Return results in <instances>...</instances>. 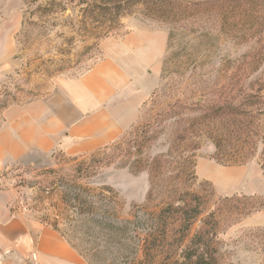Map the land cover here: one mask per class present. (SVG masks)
Here are the masks:
<instances>
[{
  "label": "rangeland",
  "instance_id": "1",
  "mask_svg": "<svg viewBox=\"0 0 264 264\" xmlns=\"http://www.w3.org/2000/svg\"><path fill=\"white\" fill-rule=\"evenodd\" d=\"M202 1L205 4L197 13L168 21L145 18L134 7L122 18L119 32L97 38L85 25L91 15L87 5L93 0H0V42L12 49V64L0 87L1 107L52 94L61 79L90 69L103 56L100 45L107 39H121L126 31L145 28L167 36L158 86L140 119L115 141L117 146L76 156L56 153L50 165L4 171L2 184L14 188L16 211L38 219L53 217L52 205L64 192L88 184L112 186L126 214L132 204L146 201L150 189L149 173L133 172L130 165L165 151L171 133L168 125L139 149L140 129L134 126L146 128L164 117L168 108H178L187 116L199 114L200 108H219L218 122L230 123L227 113L237 108L238 117H247L254 129L256 144L247 163L218 162L214 144L202 140L194 151L198 178L192 189L214 190V200L233 198L218 211L223 226L221 264H264V208L250 216L237 215L264 203V0ZM186 20L190 25H182Z\"/></svg>",
  "mask_w": 264,
  "mask_h": 264
},
{
  "label": "trees",
  "instance_id": "2",
  "mask_svg": "<svg viewBox=\"0 0 264 264\" xmlns=\"http://www.w3.org/2000/svg\"><path fill=\"white\" fill-rule=\"evenodd\" d=\"M204 4L202 0H93L87 5L91 15L85 25L95 37L107 38L120 31L122 18L134 7L145 18L168 21L197 13ZM188 21L182 25H190ZM231 109L227 113L230 123L218 122L219 108H200L199 114L188 116L178 108H168L164 117L146 128L134 126L140 129L139 149L164 133L168 125L171 133L165 151L140 157L130 165L133 172L149 173L150 189L146 201L132 204L126 214H122L124 202L112 186L76 184L52 205L53 217H43L41 222L60 232L88 264H221L223 226L218 211L233 198L214 200V190L192 189L198 178L194 151L202 140H209L218 162L247 163L256 144L254 129L247 117H238L239 109ZM263 208L264 203L259 202L237 215L250 216Z\"/></svg>",
  "mask_w": 264,
  "mask_h": 264
},
{
  "label": "crops",
  "instance_id": "3",
  "mask_svg": "<svg viewBox=\"0 0 264 264\" xmlns=\"http://www.w3.org/2000/svg\"><path fill=\"white\" fill-rule=\"evenodd\" d=\"M100 47L90 69L61 79L52 94L0 109V264H88L60 232L13 210L14 188L1 176L14 166L50 165L56 153L107 147L140 119L159 83L166 33L137 29ZM11 58L0 42V87Z\"/></svg>",
  "mask_w": 264,
  "mask_h": 264
}]
</instances>
